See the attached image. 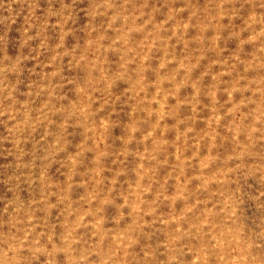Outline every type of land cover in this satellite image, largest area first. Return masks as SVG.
Wrapping results in <instances>:
<instances>
[{"label": "rangeland", "instance_id": "obj_1", "mask_svg": "<svg viewBox=\"0 0 264 264\" xmlns=\"http://www.w3.org/2000/svg\"><path fill=\"white\" fill-rule=\"evenodd\" d=\"M0 264H264V0H0Z\"/></svg>", "mask_w": 264, "mask_h": 264}]
</instances>
